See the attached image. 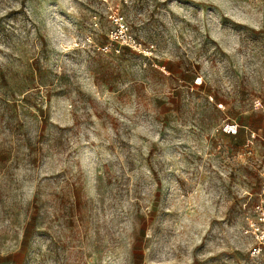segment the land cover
Segmentation results:
<instances>
[{"label": "rangeland", "instance_id": "1", "mask_svg": "<svg viewBox=\"0 0 264 264\" xmlns=\"http://www.w3.org/2000/svg\"><path fill=\"white\" fill-rule=\"evenodd\" d=\"M257 96L264 0H0V264H257Z\"/></svg>", "mask_w": 264, "mask_h": 264}, {"label": "built area", "instance_id": "2", "mask_svg": "<svg viewBox=\"0 0 264 264\" xmlns=\"http://www.w3.org/2000/svg\"><path fill=\"white\" fill-rule=\"evenodd\" d=\"M114 22L119 25L120 35L114 34L116 40L122 39L123 42H128V37L124 32V24L122 17L115 15ZM132 39L129 37V45H131ZM253 108L256 111H263L264 105L263 100L260 96H257L253 100ZM238 126L236 124H227L224 131L227 134H236ZM245 233L251 236L255 246L251 250V256L258 259L257 264H264V201L258 202L252 209L250 216L246 218V228Z\"/></svg>", "mask_w": 264, "mask_h": 264}]
</instances>
